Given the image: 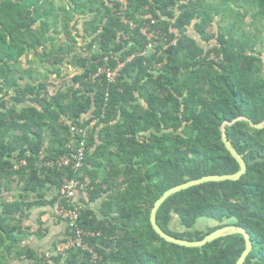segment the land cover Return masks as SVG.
<instances>
[{"label": "trees", "instance_id": "16d2710c", "mask_svg": "<svg viewBox=\"0 0 264 264\" xmlns=\"http://www.w3.org/2000/svg\"><path fill=\"white\" fill-rule=\"evenodd\" d=\"M72 1L76 7H62L61 16L48 0H0V264H94L93 252L95 264H237L246 249L242 235L186 248L162 239L150 218L168 190L240 171L221 127L241 117L264 121V52L257 49L264 37L256 25L264 22V0H239L236 9L235 0H127L123 15L113 0ZM74 13L87 18L83 32L56 42L55 35L79 24ZM152 21L149 39L141 28ZM87 38L84 49L79 40ZM40 50L45 57L37 71L24 70L22 57ZM61 54L72 62L63 63ZM121 63L110 80L107 71ZM65 68L76 75L51 94L52 76L62 78ZM70 125L89 126L86 137ZM225 128L247 173L169 197L157 223L190 242L242 227L253 244L245 264H264V129L245 121ZM81 139L88 146L82 168L49 164ZM67 181L78 182V195L88 200L78 225L96 233L84 238L89 249L58 250L72 236L64 220L65 236L54 251L21 247L32 236L24 224L30 212L49 206L55 219L57 203L72 207L61 196ZM13 188L10 201L5 195ZM204 221L214 225L199 228ZM38 224L34 235L42 238Z\"/></svg>", "mask_w": 264, "mask_h": 264}, {"label": "crops", "instance_id": "0c3cea01", "mask_svg": "<svg viewBox=\"0 0 264 264\" xmlns=\"http://www.w3.org/2000/svg\"><path fill=\"white\" fill-rule=\"evenodd\" d=\"M55 1L56 0H48V5L49 6L52 5L54 7V15H61L62 7H65L69 11L73 10L76 7L75 3L72 0H61L59 4H56ZM81 1L86 2L87 0H81ZM74 14L77 15L76 13ZM76 20H79V24L77 25V27L74 25L75 22H72L73 24H70L71 32L66 33L65 31L62 30L60 35H55L56 40H57L56 42L60 44H64L68 42L69 40H71L72 38L74 37L76 38L81 35L85 27L83 23L87 21V18L81 19V16L77 15ZM88 42H89L88 38L87 40L80 39L79 45L80 47H84V49H86L85 47H87ZM50 47L51 46L48 44V48ZM44 51L45 50H40L39 54L38 53L36 54L35 51H32L28 55H25V57H22L21 61L23 63V69L26 70L32 65L33 67L38 68V64L41 62H44L42 61V58L45 57V54L42 55ZM86 51L81 50L80 54H82V56H87ZM52 56L53 55L49 54V58ZM60 56H61L60 59L63 60V63L70 64L72 62V55L65 56L64 54H61ZM54 57L50 58L52 62H54ZM76 72H77V69L71 70V69L65 68L62 71V78H58L56 74L53 75L52 80L54 81V84L50 87V92L53 90V87H54L53 93H55L56 91H58V88H60L65 82L70 83L71 78L74 77V75H76L75 74ZM78 196H79L78 204L80 205L81 209H84L86 207L85 202L88 200L81 195H78ZM89 206L91 208L96 209L98 205L97 203H94V204H90ZM27 220H29L31 227H35V228H36L35 223L39 225L38 222L41 221L43 223V230L40 232H41V235H44V236L40 238L39 235L38 236L34 235V233L38 232V229L40 226H38L35 230L31 229L32 236L26 239L23 243L24 245H22L21 247H25V246L31 247L35 251H37L39 255H41L42 253H45L46 255V253H48V251H50L52 247H54L55 245H58L61 239H63L65 236V224H63L62 222L59 223L55 221V219L53 218L52 208L49 206H46L45 208H42V209H39V208L34 209L32 212L29 213ZM34 220H36L35 223L33 222ZM36 238L38 239V241L39 240L41 241L37 242ZM44 239L46 240V244L44 243L45 245H42L41 242H43Z\"/></svg>", "mask_w": 264, "mask_h": 264}, {"label": "built area", "instance_id": "2783aa9c", "mask_svg": "<svg viewBox=\"0 0 264 264\" xmlns=\"http://www.w3.org/2000/svg\"><path fill=\"white\" fill-rule=\"evenodd\" d=\"M115 3L119 5L118 13L120 15L125 14L128 8V2L127 0H113ZM156 24V21H152L150 24H147L145 27L141 28V34L145 37L153 38L155 36V31H152V27ZM131 27L134 29L136 28L135 24H131ZM144 55V54H143ZM124 67V64L121 63L116 68V71H107L108 77L110 80H113L118 72L122 70ZM104 71V70H101ZM97 123V120H94L91 122L90 127L95 126L94 124ZM89 129V126L87 127ZM87 129H82L81 127L77 126H71L70 130L73 133H77L78 135L81 134V136L86 137L87 135ZM87 140H79L78 144L72 149L70 154L64 155L60 157L56 161H50L49 164L53 168H62V167H68L75 170H78L84 166V163L86 161V155H87ZM22 165H25V162L21 163ZM77 185L78 182L76 181H67L64 183L63 188L61 190V196L65 197L67 199V203L72 206L71 208L66 207L65 205H61V203H57L54 206L55 211V220L56 221H63L67 224L69 228V232L72 234L70 237L69 242H66L58 247V250L61 252L68 250L69 248L74 247H82L83 249H89V245L85 243V239L89 236L95 237L96 233L94 232H86L83 229L79 227V220L82 216V209L80 205L78 204V193H77ZM92 251V249H90ZM94 255V264L95 260L97 259V254L93 252Z\"/></svg>", "mask_w": 264, "mask_h": 264}, {"label": "water", "instance_id": "95a60500", "mask_svg": "<svg viewBox=\"0 0 264 264\" xmlns=\"http://www.w3.org/2000/svg\"><path fill=\"white\" fill-rule=\"evenodd\" d=\"M239 121H245L247 122L252 129L256 130H263L264 129V121L260 124H254L249 118L247 117H241L239 119H236L232 122H226L222 128V141L226 147V149L229 151V153L232 155V157L237 161V163L240 165V171L234 175H223V176H209V177H204L202 179L198 180H193L190 182H187L185 184L179 185L177 187H174L170 190H168L160 199L155 203L154 208L152 209L151 212V224L154 229V231L166 242L186 247V248H201L206 246L208 243H212L216 240H219L221 238H226L228 236H233V235H242L244 237L245 243H246V249L243 252L241 258L237 262V264H245L247 257L251 253L253 249V244L250 238V235L247 233V231L239 226L236 225H230V226H225L221 229H218L214 231L213 233L209 234L207 237H205L202 241L199 242H190V241H184L180 240L177 238H174L172 236L167 235L162 231V229L158 226L157 223V213L161 206L166 202L169 197L182 192L184 190H187L189 188L199 186L205 183H210V182H224V181H239L242 176H244L247 173V164L245 160L242 158V156L234 149L232 143L228 139V135L226 132V126H232L235 123Z\"/></svg>", "mask_w": 264, "mask_h": 264}, {"label": "rangeland", "instance_id": "374dc122", "mask_svg": "<svg viewBox=\"0 0 264 264\" xmlns=\"http://www.w3.org/2000/svg\"><path fill=\"white\" fill-rule=\"evenodd\" d=\"M60 1L61 0H56L55 1V3L56 4H59L60 3ZM235 4H234V3ZM233 2H231V5L233 6V8H237L238 7V4H239V0H235V1H233ZM54 3V4H55ZM239 5H241V2H240V4ZM252 20H251V18H247V20L245 21L246 22V25H245V27L246 28H248V27H251L250 29H249V31H253L254 29H255V25L252 27L249 23L251 22ZM228 26L229 25V22H227V23H224L223 24V26ZM257 25V27H258V29H259V31H262V32H260L261 33V35H263V37H264V22H261V23H259V24H256ZM257 49L260 51V52H264V46H257ZM37 69L38 68H36V71H37ZM47 69H50V67H49V65H44V67L42 68V70L40 69V71L42 72V73H44V74H46V72H47ZM44 74H41L40 76H44ZM52 93H53V90L51 91ZM14 189V188H13ZM16 191H18V190H13L12 191V193H10V194H6L5 196L6 197H8L9 198V200L10 201H12V200H14V193L16 192ZM34 223L36 222V220H34L33 221ZM25 225L26 226H28V227H30V231H31V229H36L39 225H37V223H35V226H36V228L35 227H31V225H30V223H29V220H27L26 222H25ZM214 224L212 223V222H207V221H204V222H202L200 225H199V228H202V229H208L209 227H211V226H213ZM36 241L37 242H40L41 240H39L38 241V239L36 238ZM46 244V240L44 239L43 240V242H41V244L42 245H45ZM55 247V246H54ZM54 247H52V250L54 249ZM51 253H53V251L51 252ZM12 264H29L27 261H19V260H16V261H13L12 262Z\"/></svg>", "mask_w": 264, "mask_h": 264}, {"label": "clouds", "instance_id": "9594fccd", "mask_svg": "<svg viewBox=\"0 0 264 264\" xmlns=\"http://www.w3.org/2000/svg\"><path fill=\"white\" fill-rule=\"evenodd\" d=\"M51 94H53V93H51ZM71 126H73V125H70V127H71ZM87 152H88V150H87ZM86 159H87V155H86ZM85 162H86V161H85ZM84 164H85V163H84Z\"/></svg>", "mask_w": 264, "mask_h": 264}]
</instances>
